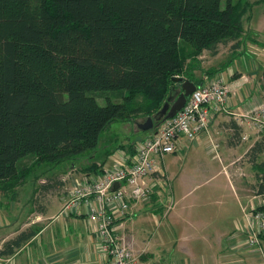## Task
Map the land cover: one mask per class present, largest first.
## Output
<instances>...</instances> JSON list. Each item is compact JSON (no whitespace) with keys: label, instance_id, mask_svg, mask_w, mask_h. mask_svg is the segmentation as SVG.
Instances as JSON below:
<instances>
[{"label":"trees","instance_id":"16d2710c","mask_svg":"<svg viewBox=\"0 0 264 264\" xmlns=\"http://www.w3.org/2000/svg\"><path fill=\"white\" fill-rule=\"evenodd\" d=\"M255 4L0 0V194L16 200L31 171L43 163L56 165L93 151L115 121L154 114L170 88L178 87L175 77L200 84L197 56L203 50L214 54L219 43L236 48ZM261 81L264 87V66ZM250 151L259 152V143ZM256 168L254 191L261 193L264 162ZM45 182L40 186L54 189L65 181L53 176ZM34 233L24 230L6 240L0 257Z\"/></svg>","mask_w":264,"mask_h":264},{"label":"crops","instance_id":"0c3cea01","mask_svg":"<svg viewBox=\"0 0 264 264\" xmlns=\"http://www.w3.org/2000/svg\"><path fill=\"white\" fill-rule=\"evenodd\" d=\"M258 6H261L259 25L264 22V2L252 8ZM244 29L236 48H232L233 42L219 43L214 54L203 50L197 56V77L207 76L206 70L221 77L225 74L222 78L230 88L229 111L211 119L215 149L203 134L192 140L180 137L177 149L161 160L174 200L172 209L164 215L167 197L154 195L148 202L136 204L130 216L115 223L116 231L129 240L139 256L137 264H263L258 251L245 245L242 229L243 210L264 204V190L254 191L259 181L256 164L264 162V142L245 121H236L232 114H242L264 101L261 81L264 60L256 61L246 51L248 43L260 42L257 34L260 30L251 24L244 25ZM137 122H113L101 134L93 151L58 163L59 170L39 178L38 183L34 179V198L43 194L38 205L32 201L23 204L20 192L13 201L0 194V248L21 231L35 229L33 236L11 255L0 257V264H105L99 239L87 223L86 207L67 216L56 215L71 184L96 177L108 168L132 163L133 147L153 132L139 133ZM243 135L245 140H241ZM256 143L260 151L250 153ZM64 175L69 177L63 185L54 188L57 190L54 196L50 186H40L48 177ZM219 182L229 187V201L220 198ZM158 214L167 221L159 223L153 231L150 223L159 221Z\"/></svg>","mask_w":264,"mask_h":264},{"label":"built area","instance_id":"2783aa9c","mask_svg":"<svg viewBox=\"0 0 264 264\" xmlns=\"http://www.w3.org/2000/svg\"><path fill=\"white\" fill-rule=\"evenodd\" d=\"M229 97L230 88L220 75L205 76L173 117L163 119L151 135L136 144L130 165L108 168L96 177L71 184L56 216H67L85 206L87 223L99 239L105 264H137L139 256L125 236L116 231L115 220L154 195L166 196L165 211L172 209L174 200L161 160L177 149L182 136L192 140L203 134L215 149L211 119L229 111ZM232 114L236 121H245L264 140V101L242 114ZM245 139L243 135L241 140ZM68 177L64 175L61 179L66 181ZM243 222L245 245L258 251L264 264V209H244Z\"/></svg>","mask_w":264,"mask_h":264},{"label":"rangeland","instance_id":"374dc122","mask_svg":"<svg viewBox=\"0 0 264 264\" xmlns=\"http://www.w3.org/2000/svg\"><path fill=\"white\" fill-rule=\"evenodd\" d=\"M248 1L251 3L258 1V4L264 2V0H248ZM260 7L261 6L252 8V12L247 13L245 15V19H244V25L251 24L252 27L258 28L260 30L259 32H257V34L259 35L260 42H257L258 44L257 43L256 44L248 43L250 45L247 46V48H246V51L249 52L251 54V56L256 61H259V62L261 60H264L263 59L264 58V54H263L264 53V22L258 25V15H259ZM248 14H250V16H248L249 18H246V16ZM235 63H237V62H235ZM222 77L224 78L225 74H222ZM97 102L101 105L105 104V100L103 98H98ZM144 119L145 118H137L136 120L138 122H143ZM107 133H109V132H107ZM139 133H144V131L140 130ZM139 133L137 135H140ZM140 141L141 140H139L137 143H139ZM111 162H112V159H111ZM111 162H109V164ZM59 167L60 166H58L57 164L52 166V163H43L40 167L31 171V174L27 177L24 186H21V188H20V194L19 195L21 197L22 203L28 204L29 201L30 202L32 201V204L38 205L40 202H42L43 201L42 200L43 194L39 193V194H37L36 198H34L36 194L33 193V189H34L33 181H34V179H36L34 183H36V182L38 183L39 178L47 177L49 175H54L59 170ZM243 173L244 172H242L241 175H244ZM59 177H61V176H59ZM242 177H244V176H242ZM80 179H81V177H80ZM220 179H223V178L220 177ZM218 187H219L218 191L220 192V198L222 200L225 199L226 201H229V195L231 194L229 187H226L224 182H219ZM50 192L52 193V196H54L57 193V190L52 189ZM4 200L6 201V199H2V202H4ZM25 206H27V205H25ZM145 211L148 212V209H146ZM156 218L159 220L158 222L155 223V221H153L150 223L152 225L151 229L153 231L157 229V227H158L157 225H159V223L162 224V223L167 221L166 218L162 219V216L160 214H158L156 216ZM244 242H246L245 239H244Z\"/></svg>","mask_w":264,"mask_h":264},{"label":"water","instance_id":"95a60500","mask_svg":"<svg viewBox=\"0 0 264 264\" xmlns=\"http://www.w3.org/2000/svg\"><path fill=\"white\" fill-rule=\"evenodd\" d=\"M174 82L178 87H171L169 94L161 106L154 114L147 116L143 122H137V127L142 131L152 130L157 122L173 117L184 105L187 98L196 88V84L182 77H175Z\"/></svg>","mask_w":264,"mask_h":264}]
</instances>
